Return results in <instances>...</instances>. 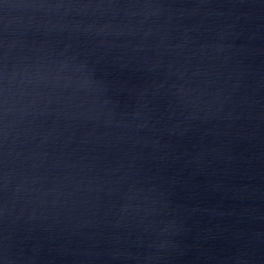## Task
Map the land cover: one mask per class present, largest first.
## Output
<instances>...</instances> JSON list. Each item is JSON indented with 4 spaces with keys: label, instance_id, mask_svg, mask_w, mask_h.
<instances>
[{
    "label": "water",
    "instance_id": "95a60500",
    "mask_svg": "<svg viewBox=\"0 0 264 264\" xmlns=\"http://www.w3.org/2000/svg\"><path fill=\"white\" fill-rule=\"evenodd\" d=\"M0 264H264V0H0Z\"/></svg>",
    "mask_w": 264,
    "mask_h": 264
}]
</instances>
